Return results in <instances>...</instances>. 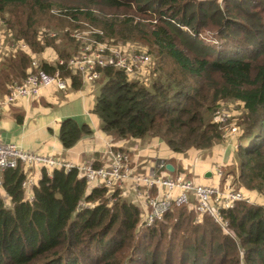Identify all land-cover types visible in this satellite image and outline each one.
<instances>
[{
  "label": "trees",
  "instance_id": "obj_1",
  "mask_svg": "<svg viewBox=\"0 0 264 264\" xmlns=\"http://www.w3.org/2000/svg\"><path fill=\"white\" fill-rule=\"evenodd\" d=\"M0 16L10 47L25 43L36 54L53 47L64 63L39 66L70 74L75 88L82 83L67 61L83 44L76 32L93 27L96 40H142L153 48L151 81L100 68L94 112L117 139L158 138L176 153L207 151L224 140L214 121L223 102L240 104L234 161L222 179L264 194V0H0ZM206 29L217 33V45L204 42ZM29 67L31 56L16 48L0 79H24ZM90 132L68 120L60 138L71 148ZM25 177L22 163L2 173L0 264H264L263 206L239 201L226 210L229 233L194 206L198 220L186 223L180 211L168 223L174 208L187 205L144 227L140 207L120 189L90 190L75 167L44 168L32 200Z\"/></svg>",
  "mask_w": 264,
  "mask_h": 264
},
{
  "label": "crops",
  "instance_id": "obj_2",
  "mask_svg": "<svg viewBox=\"0 0 264 264\" xmlns=\"http://www.w3.org/2000/svg\"><path fill=\"white\" fill-rule=\"evenodd\" d=\"M11 45L24 50L25 53L27 52L31 56L32 62L36 60L39 63L47 62L54 65L61 60L53 47H47L41 54H36L32 53L25 43H13ZM16 48L4 43L0 50V68L16 52ZM29 70L30 67L27 69V73ZM66 76L69 77V87L66 90L49 87L36 99L21 97L13 104L4 107L0 115L2 121L0 140L6 143H14L30 152L72 163L74 166L85 163H91L95 166L107 165L110 163V155L107 154L108 146L120 148L130 151L134 173L162 172L163 170H158L156 165L159 161H164L166 165L173 167L172 169L167 168V174L171 176L185 174L192 177L194 169L188 165V162L198 160L197 163L202 165L201 177L197 182L201 184L214 182L216 184H233L232 179L223 181V177H220L217 171L222 169L225 173L233 165L236 137L231 142L228 138L224 139L207 151L192 149L187 153L172 151L166 142L158 138L117 139L103 131L101 120L94 112L96 97L99 94L98 84H84L80 79L82 86L75 88L72 85V78L69 75ZM22 80L20 78L11 81L0 79V99L7 95L12 84ZM68 120L77 123L79 126L86 125L91 130L90 133H84L71 148H66L60 138L61 128ZM44 168L46 167L24 166L25 173L35 174L36 183L41 179ZM0 178H2V173H0ZM128 187L131 188L130 182H127L120 189L121 195L138 205L143 213L147 209L142 205V197L136 194L135 200V195L129 192ZM241 190L253 204L264 207V195L262 193L243 187ZM153 192H157L156 189ZM0 195L6 196L3 187L0 189Z\"/></svg>",
  "mask_w": 264,
  "mask_h": 264
},
{
  "label": "built area",
  "instance_id": "obj_3",
  "mask_svg": "<svg viewBox=\"0 0 264 264\" xmlns=\"http://www.w3.org/2000/svg\"><path fill=\"white\" fill-rule=\"evenodd\" d=\"M76 38H83L85 41L80 47L79 54L67 61V68L71 74L78 75L84 84L95 83L101 77L100 68H116L128 76L134 77L141 74L151 62V56L146 51H129L110 45L106 41L86 38L85 34L84 36L78 34ZM4 43V37L0 36V50ZM63 63V60L59 61V64ZM68 79L69 77L63 75L60 69L48 72L39 66L38 61L34 60L32 69L27 76L21 82L12 84L7 95L0 99V115L4 107L13 104L21 97L36 99L49 87L66 90L69 87ZM225 116L220 115L217 111L214 121L220 123ZM1 130L2 121L0 117V132ZM108 154L110 155L109 164L99 167L85 164L78 167L79 173L87 180L90 190L121 186L126 181L131 180L132 189L142 197V205L147 209L142 213L144 227L152 226L173 207L191 205V202L194 201L193 206L199 216H210L225 232L229 233V221L224 212L234 208L239 201L252 203L241 189H234L228 185L196 183L193 179L187 178L185 174L171 176L167 174L168 169L164 161H159L156 165L158 170H163L162 172L134 173L130 165L129 155L124 150L109 147ZM20 163L29 167L44 166L46 169L65 168L70 170L75 167L66 161L30 152L14 143H6L0 140V173L16 168ZM217 172L219 176H222L221 170L218 169ZM35 184V174L26 173L22 187L31 200L34 198L32 187ZM2 187L3 182L0 178V189ZM154 189L157 192L154 193Z\"/></svg>",
  "mask_w": 264,
  "mask_h": 264
},
{
  "label": "rangeland",
  "instance_id": "obj_4",
  "mask_svg": "<svg viewBox=\"0 0 264 264\" xmlns=\"http://www.w3.org/2000/svg\"><path fill=\"white\" fill-rule=\"evenodd\" d=\"M55 13H56V11H55ZM5 28H6L5 21L0 16V36H3L4 37V35H6V29ZM93 30H94L93 27H87V28H85L81 32H76L74 36L76 37V35H78V34H81L82 36H84V34H85L86 35V38L87 37L94 38V36H92L93 33H94ZM48 31H51V30H48ZM52 35H54V33H52ZM78 37H80V36H78ZM202 37H203L205 43H209V44H213V45H217V43H218V40L216 39L218 37L217 36V33L214 32L213 30H209V29L208 30L207 29L204 30L202 32ZM81 39H83V38H81ZM84 41H85V39H84ZM5 43H6V41H5ZM74 43L77 44V45L80 44L79 41H75ZM108 43L110 45H114V46H117V47H121V48H124V49L129 50V51H137V50H139V51H146V52H148L151 55V62L145 68V70L141 74H139L138 76H136V77L137 78H140V79H147V78H149L150 81L153 79V78L151 79V72L157 68V63L158 62H157L156 53H155V51L153 50V48L149 44H147L145 41H142V40L123 42V41H114L113 39L112 40L109 39L108 40ZM79 52H80V47L77 48V49H75V52H74L73 55L76 56L77 54H79ZM240 108H241V105L240 104H237V103L232 102V101H227V102H223L222 107L219 110V114L220 115H226L225 118H224V120H222L220 123H222V125H223L224 139H227L228 138L230 142H231V140H233L235 138V135H236V133L234 132V127H235V123L237 121V117L239 115H241ZM108 147H110V146H108ZM236 147H237V145H236ZM112 148H115V147H112ZM108 149L109 148H107V154H108ZM121 150H124V149H121ZM124 151L129 155L130 165L133 168L130 151H128V150H124ZM161 155H163V154L161 153ZM161 155H160V157H163L164 156V155L163 156H161ZM197 162H198V160L197 161L196 160H193L191 162L190 161L188 162L189 163L188 165L192 169H194L193 170L194 172L192 173L193 176L191 175L193 178L192 177H189V175H187V178L193 179L196 183H200V182H197V181H199L200 180V177H201V165L202 164H199ZM85 164H87V163H85ZM85 164H83V165H85ZM88 164H91V163H88ZM92 165H94V164H92ZM80 166H82V165H80ZM80 166H75V167L78 169V167H80ZM99 166H105V165L101 164V165H98V167ZM78 171H79V169H78ZM221 171H222V175L224 176V172H223L222 169H221ZM133 172H134V168H133ZM185 173H186V171H185ZM220 177H222V176H220ZM229 178L232 179V176H230ZM225 179H227V178H225ZM127 182H130L131 183V180L126 181L121 186L116 185V186H114L112 188H107V190L112 193L113 191H116V189H121L122 187H124V185ZM132 184L134 185V183H132ZM205 184L206 185H212V184L216 185V182H214L212 184H209V183H205ZM220 185H222V184H220ZM227 185H230V183H226L223 186H227ZM134 187H135V185H134ZM128 188H129V192H132L135 195L134 196V199L136 200L137 197H136L135 191L132 189V187L131 188L128 187ZM127 197H129V196H127ZM193 204H194V201L191 202V205L174 208L173 211H171V217L168 220V223H170V224L175 223L176 222V219H177V217H178V215L180 213V211L184 212L187 216L189 215V218H187L186 223H189L192 217H194V220L195 219L198 220V215L193 210L194 209L193 208ZM165 247L169 248L170 246L169 245H166ZM173 249H175V252H176V250L178 249V245L177 246H173ZM166 251L167 250L165 248V252Z\"/></svg>",
  "mask_w": 264,
  "mask_h": 264
},
{
  "label": "water",
  "instance_id": "obj_5",
  "mask_svg": "<svg viewBox=\"0 0 264 264\" xmlns=\"http://www.w3.org/2000/svg\"><path fill=\"white\" fill-rule=\"evenodd\" d=\"M171 165H167V168H170V169H172L173 167H170Z\"/></svg>",
  "mask_w": 264,
  "mask_h": 264
}]
</instances>
